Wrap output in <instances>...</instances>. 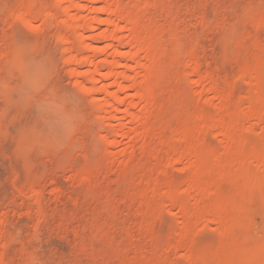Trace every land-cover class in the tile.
I'll return each instance as SVG.
<instances>
[{"label":"rangeland","instance_id":"374dc122","mask_svg":"<svg viewBox=\"0 0 264 264\" xmlns=\"http://www.w3.org/2000/svg\"><path fill=\"white\" fill-rule=\"evenodd\" d=\"M69 2L0 0V264H264V177L247 170L264 169V0H115L149 67L123 56L97 83L114 52L88 49L110 46L95 32L115 5Z\"/></svg>","mask_w":264,"mask_h":264},{"label":"bare ground","instance_id":"6f19581e","mask_svg":"<svg viewBox=\"0 0 264 264\" xmlns=\"http://www.w3.org/2000/svg\"><path fill=\"white\" fill-rule=\"evenodd\" d=\"M70 1V0H69ZM68 0H54V3H55V5L56 6H60V5H64L65 7H64V11L66 12L67 10H69V9H71V7H73L74 5H73V3L72 2H69ZM85 6H83V8H86V7H88V6H92V5H95V3H97L96 2V0H80ZM109 1H111V2H113L114 3V5H115V9H114V11L113 12H110V11H108V16H109V18L108 19H106L105 21L107 22V21H109V23H111V25H112V30L111 31H107V30H104V31H96L95 33L97 34V36L102 40V42L104 41H110L111 42V44H110V46H103V47H96L95 45L94 46H92V47H88V48H86V49H88L89 50V52L90 53H101L102 52V50H104L105 48H112L113 49V56H114V58L115 59H113V60H111V61H106V60H101L100 62H98V64H99V66H104V67H106L110 72L108 73V75L107 74H100L99 73V71L98 72H96V73H93V77L95 78V79H92L91 77H89V81L90 82H95V83H97V82H99V81H103L105 78H107L110 74H111V72H113V71H118L119 69H121V70H124V71H128V70H130V69H128L125 65H122L118 60H116V59H121L123 56H127V59L129 60V61H131V63L132 62H134V64H136L137 66H139L140 67V69H142V71L143 72H145L146 70H147V68L149 67V64H148V57L146 56V55H148V53H147V50H146V48L145 47H143L142 45H140V44H138L137 42H135V40H134V37H133V35H132V29H133V26H134V21H132L129 17H128V15H124L122 12L123 11H120L119 9H117V7H116V3H115V0H109ZM80 2V3H81ZM105 2V1H104ZM81 3V4H82ZM109 5V4H108ZM76 8L75 9H80V7H81V5H79V6H75ZM104 7V6H103ZM72 9H74V8H72ZM77 9V10H78ZM82 9V8H81ZM94 9V11H95V9H96V11H106V9L105 8H99V9H97V8H93ZM62 10V11H63ZM90 10H92V8L90 9ZM98 14V13H97ZM96 14V15H97ZM98 15H100V14H98ZM96 17V16H95ZM99 17V16H98ZM110 17L111 18H118V19H120V20H125V23L127 24V27H129V32H128V36L125 38H120V37H117L118 36V34H120V32L122 31L121 29H119L118 28V26H117V24L116 23H114L113 21H112V19H110ZM90 20L91 21H93L92 20V18H87V17H84V18H78V20H76V22L74 21L73 22V24L71 23L72 21H70V23L72 24H70V26H72L73 28H74V30H75V32H76V38L79 40V39H83L84 38V35L85 34H87L89 31H91V28L89 27V23H90ZM105 21H103V22H105ZM103 22H100V23H103ZM78 25V26H77ZM67 28H68V26H67ZM71 28V27H70ZM95 31V30H94ZM90 33V32H89ZM76 39V40H77ZM86 39V38H85ZM75 40V41H76ZM79 42H80V40H79ZM61 45H65V42H62V43H60ZM67 44V43H66ZM80 44V43H79ZM68 45V44H67ZM85 45V44H84ZM130 46L131 47V53L130 54H127V55H125L124 53H122L120 50L121 49H123L125 46ZM80 46H82V45H80ZM86 47H87V45H86ZM81 49V48H80ZM82 49H83V47H82ZM86 49H84V50H86ZM87 51V50H86ZM85 51V52H86ZM147 57V58H146ZM124 58V57H123ZM138 58H141V61L143 62H141L140 60H138ZM69 60V59H68ZM71 61V60H70ZM87 61V60H86ZM66 62H67V60H66ZM88 63H90V62H88ZM87 63V64H88ZM74 64V63H73ZM135 65V66H136ZM131 68V67H130ZM100 71L102 70V68H100L99 69ZM123 72V71H122ZM123 74V73H122ZM121 74V75H122ZM125 74V73H124ZM132 81V80H131ZM116 85H117V83H116ZM94 86V85H93ZM117 87V91H115V92H112V93H110L108 96H109V98H110V100H111V102L105 107V109H104V112L105 113H108L111 109H113V107H115L116 105H118V104H121L122 102H123V100H121L120 98L118 99V92L120 91L121 92V88H120V86L119 85H117L116 86ZM94 88V87H93ZM81 90L82 91H84L86 94L87 93H89V94H95L97 91L96 90H94V89H90V88H85V87H83L82 86V88H81ZM210 91V90H209ZM208 91V92H209ZM205 93V92H204ZM203 93V94H204ZM136 98H138L139 99V102L141 101L142 102V108H143V112H144V114L147 112V110H148V106H149V102H148V98H147V95L145 94V93H140V94H138L137 96H136ZM122 99H123V97H122ZM130 102V101H129ZM140 102V103H141ZM98 109V108H97ZM102 110V109H101ZM121 114H123V118L124 117H126V116H129V117H131V118H133V119H135V121H136V124L139 126V127H142L143 126V124H144V120H143V117H133V116H131L132 114H130L129 112H125V111H123ZM127 118V117H126ZM120 119H122V117L120 118ZM117 120V119H116ZM132 120V119H131ZM104 122V121H103ZM256 122H259V121H256ZM260 123V122H259ZM257 125V124H256ZM259 125V124H258ZM212 130V129H211ZM213 131H215V130H213ZM217 131H221V130H217ZM207 132V131H206ZM226 132V131H225ZM224 132V133H225ZM118 133H119V131H118ZM122 133V132H121ZM209 133V132H208ZM224 133H222L221 132V134H219L220 136H222V137H227V135L226 134H224ZM124 134V133H123ZM123 136V135H122ZM135 136V135H134ZM140 137H142V135H139ZM139 136H135V139L136 138H139ZM120 137V136H119ZM143 138V137H142ZM114 143V142H113ZM235 157V156H234ZM187 160V170L188 171H190L189 172V174H190V182H189V184H188V191H190V192H193L195 195H198V196H196L197 198L198 197H200V196H203V190H202V187H201V185L199 184V177H197L196 176V174L194 173V165H195V162H194V159H193V157L191 156V154L190 153H188V154H186V157H185ZM175 161V160H174ZM174 161H172V163H174ZM185 161V160H184ZM240 161V160H239ZM172 166V165H171ZM222 167H223V165H222ZM248 168V166H246L245 165V163L243 162V163H239V165H237V166H235V165H224V167L222 168V171L224 172V174H228V173H230V172H232V171H234V170H246ZM248 171L249 170H252L255 174H256V176L258 175L259 177H264V169H263V167H262V165L260 166V165H255V166H250L249 167V169H247ZM246 170V171H247ZM196 172V171H195ZM222 172V173H223ZM242 172V171H241ZM253 173V174H254ZM259 179V178H258ZM253 186V185H252ZM208 190V189H207ZM212 190V189H211ZM251 191V190H250ZM204 193H206V192H204ZM209 193H211V192H209ZM208 193V195H210ZM254 193V192H253ZM207 194V193H206ZM194 195V196H195ZM255 195L258 197L259 196V192H258V190L256 189V192H255ZM211 196V195H210ZM199 201V200H198ZM257 201V200H256ZM259 202V201H258ZM193 203V202H192ZM191 203V204H192ZM198 203V202H197ZM192 209V208H191ZM190 209V210H191ZM187 211H188V209H187ZM190 212V211H189ZM180 213L182 214V215H186L187 213H186V211L185 210H183V209H180ZM193 214V213H192ZM195 215V214H194ZM202 220L205 222V223H215V222H217V217H216V215L215 214H210V215H206V216H204V217H202ZM210 225V224H209Z\"/></svg>","mask_w":264,"mask_h":264}]
</instances>
